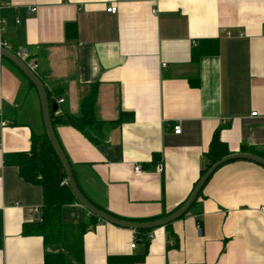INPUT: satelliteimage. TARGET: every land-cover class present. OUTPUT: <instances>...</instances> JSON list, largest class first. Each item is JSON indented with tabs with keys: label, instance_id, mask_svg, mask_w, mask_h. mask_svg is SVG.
<instances>
[{
	"label": "crops",
	"instance_id": "obj_1",
	"mask_svg": "<svg viewBox=\"0 0 264 264\" xmlns=\"http://www.w3.org/2000/svg\"><path fill=\"white\" fill-rule=\"evenodd\" d=\"M67 24L77 26L75 39ZM208 40L219 53L193 64L194 47ZM0 42L37 63L47 89L65 100L62 114L79 116L96 83L97 119L126 113L95 142L53 124L85 197L122 219H155L184 204L221 127L233 153L242 144L264 151V0H0ZM0 121V264H45L54 254L78 264L63 247L23 234L24 224L41 219L43 191L4 156L30 152L46 129L36 87L1 56ZM63 214L76 226L90 219L80 204ZM170 225L146 244L136 231L99 220L83 236L84 264L142 256L127 264H264V168L226 163Z\"/></svg>",
	"mask_w": 264,
	"mask_h": 264
},
{
	"label": "trees",
	"instance_id": "obj_2",
	"mask_svg": "<svg viewBox=\"0 0 264 264\" xmlns=\"http://www.w3.org/2000/svg\"><path fill=\"white\" fill-rule=\"evenodd\" d=\"M66 36L72 39H75L77 37V26L75 24H67ZM217 43V41L209 40L200 42L198 46L194 47L193 49L194 51L192 54V63H198L199 58L204 55H217L219 53ZM199 83L200 79L195 78L192 84L194 86H197L199 85ZM30 84L35 88L34 84H32L31 82ZM47 93L51 104L53 102H58V97L61 96V92L53 93L49 89H47ZM97 93L98 84L96 83L93 84L90 93L83 100L80 109L81 113L79 116H73L69 113H52L51 117L53 124L69 125L71 127H74L79 132L81 131L83 134H85L93 142L97 141V138L103 136L104 131L110 126H120L121 124H123V122L126 120V113L124 112L116 121L102 122L97 119L95 111V104L98 98ZM130 115V117H132V114ZM224 128L225 126L217 129L212 136L213 138L211 140V144L207 153L205 154V160L207 162L205 164L206 167L201 171L200 178L206 173V171L212 166L213 163L222 158H225L228 155L233 154V152L229 150L228 145L224 143L220 137V133ZM32 142L33 143L30 152L14 153L4 156L5 165L16 166L20 172V176L22 177V179H24L31 185L40 186L43 191V205L40 210L41 219L35 223L24 224L23 234L24 236H41L46 246H61L76 260L78 264H84L85 257L83 236L87 232L88 227L94 225L100 219L91 215L87 212V210H85L90 217L88 221H83L82 224L77 226L65 223L63 208L67 205L80 203L78 202V199H76L70 185H68L67 183V174L61 164L59 157L56 155L51 142H49L46 132L42 135L33 136ZM240 151L243 153H250L254 155L256 154L264 158V151L259 150L256 147H250L246 144L241 145ZM202 192L203 189L199 193V197L202 196ZM182 205L178 206L175 210L180 208ZM97 207L108 213L103 208L99 206ZM109 214L120 218L113 213ZM169 214H165L161 217H155V219L167 217L169 216ZM155 219H147L141 221H155ZM170 228L171 225H168L166 227V229L168 230ZM153 231L154 230L136 231L137 238L140 241L148 244L149 241H147V236ZM170 236L174 238L172 232L170 233ZM45 258V264H66L67 261L65 254L46 255ZM143 260L144 256H142V258L140 259L126 260L113 258L112 260H110V264H127L136 262L140 263Z\"/></svg>",
	"mask_w": 264,
	"mask_h": 264
},
{
	"label": "water",
	"instance_id": "obj_3",
	"mask_svg": "<svg viewBox=\"0 0 264 264\" xmlns=\"http://www.w3.org/2000/svg\"><path fill=\"white\" fill-rule=\"evenodd\" d=\"M0 56L4 59L6 58L12 64H14V66L18 70H21L24 76L36 87L39 98L41 99L43 122H44V127L46 129V135L49 142H51L54 151L56 155L59 157L61 164L67 174V183L68 185H70L80 205L83 206L88 213H90L95 217H98L104 223H108L111 225L113 224L115 226L125 229L126 228L132 229L134 231L155 230L156 228L167 227L171 223L182 219L190 211L192 206L198 200L199 193L207 185L209 180L212 178V175L221 167L226 165V163L231 161L246 160L254 164L256 163L258 165H261L264 168V158L256 154L254 155L243 152L233 153L213 163L212 166L206 171V173L198 180V184L196 185L192 193L189 195L190 197L184 202V204L180 208L170 213L169 216L160 219H155V221H141V222H135L127 219L123 220L117 218L112 214L110 215L109 213H106L97 206L93 205L92 202L85 197L79 185H77L76 178L74 176V171L72 170L68 157L65 155L61 147L60 141H58L57 139L55 127L53 126V122H52L51 116L52 113H57L58 103L57 102H53L52 104L50 103L46 85L38 77L37 73L30 69L26 61L20 55L15 54L6 46L0 47Z\"/></svg>",
	"mask_w": 264,
	"mask_h": 264
},
{
	"label": "built area",
	"instance_id": "obj_4",
	"mask_svg": "<svg viewBox=\"0 0 264 264\" xmlns=\"http://www.w3.org/2000/svg\"><path fill=\"white\" fill-rule=\"evenodd\" d=\"M155 1H161V0H155ZM8 5H10V4H5V6H8ZM35 8H33L32 10H30L32 13L33 12H35ZM108 11L109 12H111V13H114V14H116L117 13V9L116 8H114V7H111V8H108ZM154 12L156 13V10H154ZM19 22V19L17 20V22L16 23H18ZM6 46V43H1L0 42V47H5ZM28 66L30 67V69L31 70H33V71H35L36 72V68L38 67V65H37V63H30V64H28ZM64 101L65 100H63V99H59L58 100V106L60 105V104H63L64 103ZM61 112H59L58 110H57V114H60ZM257 112H254V114H252L251 116L252 117H254V116H257ZM3 125H2V122L0 121V127H2ZM181 132H182V125H176L175 127H174V133H175V135H180L181 134ZM0 146H1V143H0ZM141 171V168L140 167H136V172L137 173H139ZM198 232H200L201 233V226L199 225L198 226ZM136 245H137V241H135L134 240V243L131 245V247L132 248H135L136 247Z\"/></svg>",
	"mask_w": 264,
	"mask_h": 264
}]
</instances>
